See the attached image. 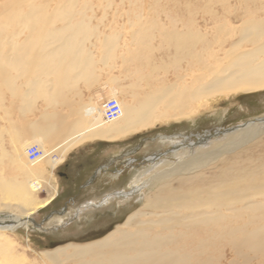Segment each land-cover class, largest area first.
Here are the masks:
<instances>
[{
    "label": "bare ground",
    "instance_id": "obj_1",
    "mask_svg": "<svg viewBox=\"0 0 264 264\" xmlns=\"http://www.w3.org/2000/svg\"><path fill=\"white\" fill-rule=\"evenodd\" d=\"M210 1L216 2L221 10L203 6L194 10L188 8L180 28L176 25L165 34L163 46L168 51L173 50L165 56L167 61L161 59V65L150 63L149 72L144 75V66L135 60L130 71L134 73V82L128 84L131 86L126 94L128 98L122 97L120 91H107L85 108L71 113L78 118L66 150L95 139L125 141L161 123L193 119L220 96L230 98L264 92V0H254L252 7L248 6V0L241 10L239 6H231V0ZM53 2L55 6L51 7ZM77 5L76 0H58L57 3L55 0H0V115L3 112L10 117L14 109L20 108L22 113L31 111L39 97L48 100L53 96L51 89L59 90L65 85V75L72 77L74 83L92 78L94 64H98L96 71L98 77H102L104 68L113 70L120 67L118 61L124 63L126 59L116 61L114 55L117 35L101 34L84 20L77 24L71 22L78 15ZM237 12H241L240 17L235 15ZM141 36L135 34L133 39L144 41ZM94 40L104 44L103 52L96 53L90 48ZM151 49H155L154 46L150 45ZM136 54L137 51H133L131 56L134 58ZM97 56L99 61L95 63ZM65 63L72 72L65 73ZM172 67L179 71L176 80L154 85L155 72L163 70L167 74ZM120 74L118 78L122 83L124 73ZM3 91L14 95V102L11 101L7 109L1 102L5 100ZM110 99L117 100L122 116L107 123L104 108ZM2 119L10 121L6 117ZM263 119L258 120L259 125L250 122L235 132L208 133L199 136L197 141L161 136V143L172 144L174 149L150 155L149 167L138 174L133 172L136 159H126L125 167L132 170L134 176L125 184V189L108 194L98 203L90 202L73 219L82 220L91 209L102 212L106 208L112 211L119 208L120 214L129 212L122 224L102 239L83 245L69 243L43 255L54 264H252L256 260V264H264ZM2 142L0 140V208L14 212L0 210V257L14 262L18 258L14 254L15 240L5 232L29 228L33 221L31 216L46 208L53 196L46 200L35 196L42 181L39 166L28 158V162L24 160L32 143L28 139L23 143L13 141V154L8 155L3 153ZM55 150L49 152V157L57 163L59 160L53 158ZM43 151L47 152L45 148ZM5 164L16 176L3 175ZM122 175L123 171L119 170L110 177L118 183ZM91 206L93 208L88 209ZM224 259L229 261L223 263Z\"/></svg>",
    "mask_w": 264,
    "mask_h": 264
},
{
    "label": "rangeland",
    "instance_id": "obj_2",
    "mask_svg": "<svg viewBox=\"0 0 264 264\" xmlns=\"http://www.w3.org/2000/svg\"><path fill=\"white\" fill-rule=\"evenodd\" d=\"M55 1L57 3L58 0ZM76 1L78 4L76 9L78 15L76 16L74 21H71L73 24H77L79 22L83 23L84 20L85 22L89 23L94 29L97 28V32H100L101 34L108 36L117 35L119 37L118 46L114 50V55H116V61L121 60V58L123 60H126L123 64L122 60L121 62L118 61L120 63V67L113 70H118L119 74L121 73L120 76H122L124 73V75L122 76V83L125 87L120 86L119 91L120 95L122 94V97L125 98H128V95L126 94L130 91L131 86L129 87V85L133 84L134 82V73L132 72V74H130V71L133 70L135 60L137 59L136 62L144 66V75H147V73L149 72L150 63L153 62L158 64L159 62H161V59L167 61V58L165 56L173 50L171 48V50L168 51L166 47L163 46V43L165 42V34L175 29L176 25L178 28H180L181 19L183 18V16L186 15L189 9L194 10L196 7L203 6L206 8L214 7V9H217L218 11L221 10L220 6L217 5L216 2L212 4L210 0ZM247 1L248 0H231L230 5L236 7L239 6L238 10H241V6H243L242 4L247 3ZM249 1L250 3L248 6L252 7V2L254 0ZM86 4L87 6H85ZM54 6L55 5L53 2L51 4V7ZM23 9L25 11L27 10L25 6L23 7ZM142 14L144 17L142 16ZM235 15L240 17L241 12H237L235 13ZM236 22L240 24V22ZM58 26L60 27V24H58ZM156 27H158L157 30ZM159 32L161 33V35ZM135 34L142 35L140 39L144 41L140 42L139 40H134L133 38ZM91 40H93V37L91 38ZM92 43L94 44V46H91L90 48H93L96 53L103 52L102 47H104V44L100 43V41L98 40H94L92 41ZM150 45L151 48H153L154 46L155 49L150 50ZM88 46H90V44ZM133 51L135 53L137 51L136 57L134 58L133 56H131V54H133ZM123 53H126L125 57L122 56ZM159 65L161 64L159 63ZM113 70L104 68V78L111 76V72ZM178 72L179 71L174 70V67H172L167 74L163 70L156 71L154 74V78L156 79V81H153L155 82L154 85H156V82H158V86L160 84L159 82H162L164 80L165 82L175 81ZM1 78L2 75H0V79ZM145 87L147 86L145 85ZM11 94L4 93L3 91V95L8 99L7 102L9 103H11V101L14 102V95L13 93ZM207 106L208 108L206 110H203L200 114L193 117V119H183L178 122L171 121L169 123L167 122L164 124L161 123L159 126H156L157 128L145 131L139 135L134 136L133 138L131 137L128 141L119 142L120 157L118 159V164H116V166L114 167V171L116 172L119 170L124 171L121 181L118 182L119 184L116 180H113V178L110 177V175H113L116 172L111 174L109 171L106 172V168L105 172H102L98 177L99 182L96 184V186L99 188L94 190H77L74 188L68 191L69 196L66 199H58L54 202V204L49 205L52 201L51 200L48 204L49 206L47 205L46 208L39 209L36 213L31 216V219L33 221L31 222L29 228L21 227L14 231L5 232L11 239L15 240L13 245L15 247L14 254L17 255L18 258L16 261L13 262L11 260H7L0 257V264H54L45 258V256L43 255L44 252L53 251L59 247H64L69 243L83 245L104 238L110 232H112L118 224H122V222L126 219L127 214L129 213L128 211H125L123 214H120L119 208H116L115 211H112L110 208V210L106 208V210H103L102 212L97 210H91L88 214H85L84 218L80 221H73V215H76L78 211L81 210L82 207L85 206L87 203L96 201L98 202L106 198L108 194H112L113 192L125 189L126 185L132 180L134 176L132 170L128 171V169L125 167L127 163L125 161L126 159H136L134 163L135 168L133 169V172L136 171V174H138L139 172L149 167L148 157L150 155L159 153L164 154L168 153L170 149H174L172 144L163 145L161 143L163 139L160 138L161 136H167V138H176L175 140H186L185 138L188 137L187 139H190L191 141H197L199 136L201 135H205L208 133L214 134L217 131H222L223 134V130L226 131L228 129L243 128V126L249 124L250 122L259 125L260 123L258 122V120L264 118V92L253 94H239L230 98H224L220 96ZM262 124L264 129V123ZM236 130L237 129H235L234 132ZM218 137L219 136H214V138ZM187 142L189 143V140H187ZM2 143V146L5 148L3 149V153L12 155L13 142ZM26 159L27 157L25 156L24 160ZM109 160V158L104 160L106 165L109 164ZM6 161L9 162V159ZM26 161L28 162V160ZM5 167H7L6 164ZM108 168L112 170V167L109 166ZM6 169H9V172H6ZM3 175L16 176V173H10V168L7 167L4 168ZM42 183V181H39L40 187L39 189H37L38 192L36 191L35 193V196L40 198L45 194V192L41 191ZM55 193L56 192L54 191L53 194H49V197L51 195H54ZM2 203L4 204L5 202ZM64 207L66 209H64ZM61 208L64 209L65 213L59 215L57 212H60ZM0 210L1 212L9 214L14 212V210L9 208H0ZM84 212L87 211L84 210ZM64 216L66 218H64ZM64 219L66 220L61 223L60 221ZM228 261V259H224L223 263H227ZM257 262L258 260L252 262V264H256ZM65 264H70V262Z\"/></svg>",
    "mask_w": 264,
    "mask_h": 264
},
{
    "label": "crops",
    "instance_id": "obj_3",
    "mask_svg": "<svg viewBox=\"0 0 264 264\" xmlns=\"http://www.w3.org/2000/svg\"><path fill=\"white\" fill-rule=\"evenodd\" d=\"M98 58L99 57L97 56V58L95 59V63H96V60H97V62L99 61ZM95 66L98 67V64L97 65L94 64V67H93L94 74H93L92 78H90L88 80L87 79H83V80L80 79L78 82H74L73 83L71 81L72 77L68 78V77H66L67 75H65L64 78L67 81L66 83L64 82L65 85L62 88L59 87V90H58V88H53V91L51 89V93L52 94L50 93V95H53V96H51L48 100H45V98H43V97H39V99L35 102V107L31 111L22 113L23 110L20 108V109H16V110L14 109L12 111L13 114L10 115V117L9 116H5L3 112L1 113L2 115H0V117H1V121H0V140H1V142L2 141L3 142H6V141L7 142H13V141H18L19 142V140H20V142L23 143L24 141L27 142V139H28V142L33 143V145H37V146L41 147L42 149L45 148L46 151H47L46 153H48L49 155H50L49 152L53 151L54 149H57L53 153V158H56L57 160H59V162L56 163L55 160H52L50 157H47L44 160H42L41 162L37 163L38 166H39V170H40V171L38 170L39 171V176H40V179L43 182L42 183V187H41V191L45 192V194L43 196H41V198L42 199H46V198L49 197V194H53L54 191H56V194L52 195L53 199H52V201H51V203L49 205L54 204V202L57 201L58 199H62V198L66 199L69 196V192L68 191H70V190H72L74 188L77 189V190H80V189H91V190L93 189L94 190V189L99 188V187L96 186V184L99 182L98 177L101 174V173H99V171L101 170V168L104 167V168H107L106 172L109 171L111 174L116 172V171H114L115 170L114 167L116 166V164H118V159L120 157V155H119V148H120L119 142H125V141L129 140L128 139V140H125V141H119L118 140V141H111V142L109 141L108 142V140L101 139L102 140L101 141L100 139H95V140H92V141H87V142H84L82 144H79V145L73 147V149H71V150H66V148H65L71 142V139H72V136H71L72 135V127H73V124L75 123L76 118H78L75 115H71V113L74 112V114H75L76 111L79 110V108L80 109L85 108L86 105H88V103H90L91 100H93V99H95V101H96L98 95H103L104 93H108V92L109 93H114L115 91L118 92L119 90H117V88L120 89V86L123 85L120 82L119 78H118V75H119V71L118 70L117 71L113 70L112 73H111V76H108L106 78H104L103 73H101L102 77H98V73L96 71L97 67H95ZM99 67H101V64H99ZM113 68H115V67H113ZM64 70H65V73L67 71H71L72 72V70L70 69V66L67 65L66 63L64 65ZM102 80L104 82L101 83ZM108 81H110V82L108 83ZM77 84H78L79 87L77 86ZM104 86H106V87H104ZM66 87H68V88H66ZM91 89H92V91H91ZM61 92H63V94ZM65 96H66V99H65ZM41 99L42 100L44 99V100L42 101ZM3 100H1L2 106H6V109L9 106H11L10 103L7 102L8 99L6 97H5V100H4L5 103H4ZM78 100H79V102H78ZM87 100H88V102H87ZM18 103L19 102H17V106H20V103H19V105H18ZM66 103H68V104L66 105ZM51 104H53V105H51ZM71 105H72V107H71ZM44 106H46V107H44ZM47 106H49V108ZM39 108H41L42 110L44 109V111H42ZM66 109L67 110L69 109V110L67 111ZM63 111L64 112L66 111L65 112L66 114ZM64 114H65V116H64ZM14 116H16L17 119ZM4 117H6L7 119H10L9 122H11V123L4 121V119H2ZM36 117H37V119H36ZM33 118H35V119H33ZM64 118H65V120H64ZM67 118H69V119H67ZM23 119H24V121H23ZM12 122L14 123V125H12L13 124ZM35 123H36V125H35ZM24 124H28V126L27 125L25 126ZM11 125L13 127H11ZM56 125H57V127H56ZM47 126H50V127H47ZM36 127H37V129H36ZM58 128H60V129L58 130ZM63 128H65V130ZM6 129H8V131H10V132H5ZM12 131H13V133H12ZM28 131L29 132L31 131V132L30 133H26ZM61 131L63 133H61ZM38 132H39V134H38ZM14 133L16 134V136H14ZM59 133H60V135H59ZM64 133H66V134H64ZM1 135H4V136H1ZM44 138H45V141H44ZM46 138H48V139H46ZM67 138L68 139L71 138V139L67 141ZM61 140H64V143ZM57 141L59 142V144H57ZM47 142H49L48 145H46ZM68 151H70V152H68ZM107 158L110 159L108 165H106L105 162H104V160L107 159ZM46 160H48V161H46ZM54 163H56V164H54ZM6 164H8L7 161H6ZM48 164L51 165L52 167L48 166ZM109 166L112 167V170H110L108 168ZM64 209H66V208L64 207ZM64 209L61 208L60 212H57V213L59 215L64 214L65 213ZM61 212H63V213H61Z\"/></svg>",
    "mask_w": 264,
    "mask_h": 264
},
{
    "label": "built area",
    "instance_id": "obj_4",
    "mask_svg": "<svg viewBox=\"0 0 264 264\" xmlns=\"http://www.w3.org/2000/svg\"><path fill=\"white\" fill-rule=\"evenodd\" d=\"M122 116V109L117 100L110 99L106 102L104 108V120L107 123L114 122L118 120ZM48 153H45L43 149H41L37 145H32L27 149V158L29 162L33 164H37L49 157Z\"/></svg>",
    "mask_w": 264,
    "mask_h": 264
},
{
    "label": "flooded vegetation",
    "instance_id": "obj_5",
    "mask_svg": "<svg viewBox=\"0 0 264 264\" xmlns=\"http://www.w3.org/2000/svg\"><path fill=\"white\" fill-rule=\"evenodd\" d=\"M130 164H131V162H130ZM105 171V168L103 167V168H101V170L99 171V173H102V172H104ZM128 171H130V170H128ZM123 173H124V171H123ZM117 192H119V191H117ZM90 203V202H89ZM89 203H87V204H89ZM95 203H98L97 201L95 202ZM86 204V205H87ZM84 207V206H83ZM91 208H93V206H91V207H89L88 209H91ZM91 210H94V209H91ZM87 211V210H86ZM90 211V210H89ZM73 217L75 218V215H73Z\"/></svg>",
    "mask_w": 264,
    "mask_h": 264
},
{
    "label": "water",
    "instance_id": "obj_6",
    "mask_svg": "<svg viewBox=\"0 0 264 264\" xmlns=\"http://www.w3.org/2000/svg\"><path fill=\"white\" fill-rule=\"evenodd\" d=\"M263 120H264V119H263ZM235 129H239V128H235ZM235 129H228L227 131H230V132H231V131H233V130H235Z\"/></svg>",
    "mask_w": 264,
    "mask_h": 264
}]
</instances>
